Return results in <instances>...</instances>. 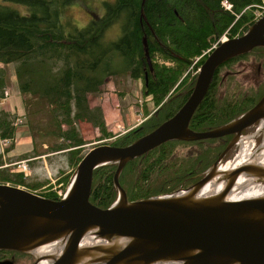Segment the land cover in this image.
Segmentation results:
<instances>
[{
	"label": "trees",
	"instance_id": "obj_1",
	"mask_svg": "<svg viewBox=\"0 0 264 264\" xmlns=\"http://www.w3.org/2000/svg\"><path fill=\"white\" fill-rule=\"evenodd\" d=\"M70 1L1 0L0 63L15 65L20 93L46 100L51 105L49 125L54 129H38L41 140L34 148L42 141L47 151L67 152L73 170L85 154L81 153L86 141L79 122L85 121L97 128L102 138L113 137L107 130L102 108L89 104L88 93H99L104 79L114 76L120 67L121 71L143 81L156 110L152 114L146 110L147 118L140 125L106 142L115 146L131 143L174 115L195 84L196 77L186 72L190 63L196 60L200 66L207 56L202 51L211 47L224 32L229 38L242 35L256 21L255 10L261 0H114L104 3L103 15L80 28L64 15ZM223 2L232 5L231 10ZM10 4L22 5L26 12ZM117 21L123 22L122 34L107 41L105 35ZM143 38H146L152 69L146 61ZM258 49L264 48L255 47L217 68L205 97L190 119L191 129L205 131L218 127L251 107L264 94L262 84L259 95L257 91L248 95L234 93L233 98L228 97L221 104L216 98L220 69ZM257 57V71L252 77L264 72V61ZM114 58H118V63ZM235 78L236 73L224 77L226 82ZM4 86L5 79L0 72V99L4 97ZM163 99L166 100L161 103ZM27 113L32 114L30 110ZM14 117L0 109V140L12 141ZM226 136L167 141L129 161L119 176L127 199L139 200L188 188L216 161L228 143ZM2 164L0 158V183L21 185L37 192L41 185L26 182L22 171H11ZM115 169L114 164L94 169L89 196L92 204L107 208L116 199ZM69 176L63 174L57 184L66 183ZM39 194L59 199L52 190ZM17 254L24 253L2 250L0 261L7 255Z\"/></svg>",
	"mask_w": 264,
	"mask_h": 264
},
{
	"label": "water",
	"instance_id": "obj_2",
	"mask_svg": "<svg viewBox=\"0 0 264 264\" xmlns=\"http://www.w3.org/2000/svg\"><path fill=\"white\" fill-rule=\"evenodd\" d=\"M143 45L152 69L146 38ZM255 47L264 48V13L242 35L220 42L207 55L189 97L174 115L127 145L90 148L74 170L66 197L51 199L22 186L0 183V250L30 254L36 247L57 242L61 250L47 256L48 264H264V195L237 201L224 197L241 174L264 183V167L239 165L223 174L222 193L197 196L217 172L224 154L237 144L241 132L260 119L264 121V94L218 127L206 131L189 127L217 68ZM227 134L234 137L225 150L188 188L127 199L119 175L129 161L167 141ZM109 164L116 165L113 182L117 197L109 207L100 208L89 201L93 171ZM86 235L96 242L82 244Z\"/></svg>",
	"mask_w": 264,
	"mask_h": 264
},
{
	"label": "rangeland",
	"instance_id": "obj_3",
	"mask_svg": "<svg viewBox=\"0 0 264 264\" xmlns=\"http://www.w3.org/2000/svg\"><path fill=\"white\" fill-rule=\"evenodd\" d=\"M112 1L114 0H71L69 2L70 4L67 5L64 11V15L71 20L76 28H80L86 25L89 20L103 15L104 3ZM223 3L226 5L225 8L230 5L227 2ZM10 5L19 9L21 12H26V8L22 5ZM231 8L232 5H230L227 9L231 10ZM122 25L123 22L120 21L114 22L112 24L105 35L107 41L115 40L121 36L123 31ZM220 38L221 41L229 39L228 33L224 32ZM219 39L216 40V42H218ZM214 42L215 41H213L211 44ZM218 45L219 42L214 48H216ZM114 59L118 63V58ZM258 61L259 59L255 54H250L249 56L245 55L237 59L229 66H225L220 69L219 76L221 77V80H219L216 84V98L219 99L220 104L228 97L233 98L234 93H241L243 95L256 93V91L258 92L256 93L257 95L262 93L261 91L263 89L262 84H264V72L260 75H255L252 77L253 73L257 71ZM113 64L115 65L114 61ZM198 71V64L195 63L193 65L190 63L186 72L191 77H197ZM0 72H2V75L5 79L4 93L6 94L4 101L2 103L0 102V109H5L15 116L13 119L15 132L12 141L8 139L0 140V158L2 159L3 163L1 166L8 167L11 169V171H23V177L26 182L30 184L36 183L41 185L37 188V193L47 192L50 190L56 192L60 189V187L65 189L72 176V172L74 171V169L72 170V166L69 161V154L63 151H47L45 148L46 145H44L42 141L39 147L34 148L35 143H38L41 140L37 134L38 129H54L49 125V122L52 120V117H50L51 105L46 100H37L32 97L29 98L28 95H23L19 92L14 64L10 63L3 65L0 63ZM229 73H236V78L232 82H226L224 79V77L227 78V74ZM117 95H119V98ZM102 97L115 98L114 111L115 115L120 118L123 116L126 117L127 113L130 115V117L135 114L139 115L140 118L142 117V114L145 115V112L150 111L152 114L153 110L155 111L157 108V106L155 107L153 104L151 95L146 93V88H144L143 81L141 79H135L131 77L129 72L121 71V67L114 76H107L104 79L99 93H88L89 104L100 106L97 103L101 101ZM165 100L166 99H163L161 103H163ZM130 105V110H127V107ZM131 108L133 111L132 114ZM27 110H30L32 114H28ZM34 110L36 111L35 113ZM110 117L113 119L109 121L108 118L107 123L110 124V122H113V129L115 131L114 136L122 135L143 122H138L135 124V126L126 129V127L121 125V123L119 124L120 127L116 125L118 122H115L114 114H111ZM260 122H256L250 127L244 129L241 132V135H245L249 138V136L255 132L259 134L261 127L258 129V126L261 124ZM78 126L81 130L84 140L86 141V143L81 148V153H86L93 146L109 142L114 138V136L111 138H102L98 129L93 127L88 122H79ZM263 136L264 134L262 133V139ZM247 139L242 141L243 144H245ZM260 139L261 136H259V139L257 138L255 140V146L251 149V152H254L256 148L260 146ZM242 145L241 142L238 143L232 148L230 153H227L225 158L232 160L235 154L239 152ZM25 159H30L27 161L28 166L26 171L19 167L21 165L20 161ZM61 172H63L64 175L70 174V176L67 182L59 187L57 184V179L63 176ZM5 260H10L11 264L35 263L33 257H30L27 254L7 255Z\"/></svg>",
	"mask_w": 264,
	"mask_h": 264
},
{
	"label": "bare ground",
	"instance_id": "obj_4",
	"mask_svg": "<svg viewBox=\"0 0 264 264\" xmlns=\"http://www.w3.org/2000/svg\"><path fill=\"white\" fill-rule=\"evenodd\" d=\"M256 16H257L256 20H258L260 17L258 15H256ZM142 116H143V119H141V117H140L139 120L137 121V123L138 122L140 123L141 121H144L147 118V115L142 114ZM260 133L264 134V122L261 125V129L259 131V134ZM259 134L257 132H255L254 134L249 136V139H251L255 142V140L260 136ZM227 135H230V134H227ZM224 136H226V135H224ZM247 138L248 137L245 135L239 136L237 144L241 142V145H242L243 144L242 141H244V139H247ZM204 139H210V138L193 139L192 141L204 140ZM173 141H175V140H173ZM179 141H181V140H179ZM237 144H235V145H237ZM254 144L252 142H248V143L243 144L240 147L239 152L235 154L237 156L232 161H228V160L223 161L222 160V163H225V164H220L218 166V168L216 170L217 172L213 175V177L205 185H203L199 189L197 196L205 197V196H210V195H218L219 193H222L223 186H224V181H222L223 174L227 171H230V170L238 167L239 165L251 163L254 165L264 167V136H263V139L261 141L260 146H258L254 152H251V149L255 146ZM234 146H232L224 154V156L230 150H232V148ZM224 150H225V148L223 149V151ZM222 158L224 159V157H222ZM247 178H248V176L245 174H241L239 177H237V180L233 184L232 188L228 189L225 192V194H224L225 199L229 200V201H237V200H242V199H247V198L263 196L264 195V183H256V182H254V180H251L249 178L247 179ZM164 195H166V194H164ZM91 242L92 243L96 242V240H94L90 235H86L81 243L87 245V244H90ZM60 250H61V245L57 242H53V243L45 244L41 247L34 248L32 253H30V254H28V253H24V254L31 255L34 258L36 264H48L50 262V259L47 258V256L52 255L54 253H59ZM0 251H2V250H0ZM11 251H13V250H11ZM156 264H166V263H156Z\"/></svg>",
	"mask_w": 264,
	"mask_h": 264
},
{
	"label": "crops",
	"instance_id": "obj_5",
	"mask_svg": "<svg viewBox=\"0 0 264 264\" xmlns=\"http://www.w3.org/2000/svg\"><path fill=\"white\" fill-rule=\"evenodd\" d=\"M120 91V90H119ZM119 98V95H117ZM121 97V95H120ZM120 100V99H118ZM114 102H115V98L114 97H102L101 101H99L97 104L100 105V107L102 108L103 111V115H104V119H105V123L107 126V130L113 134V136L115 135V131L113 129V122H110V124L107 123V120L109 118V121L113 118L110 117L111 114H114V119L115 122H118L117 124L123 125L124 127H126V129L135 126V124L137 123V121L139 120V115H133L130 117V115L127 113L126 117H118L115 115V111H114ZM91 106H94V104H91ZM130 106L127 107V110H130ZM132 108H131V114H132ZM128 115H129V119H128ZM141 116V115H140ZM141 119H143V116L141 117ZM116 124V125H117Z\"/></svg>",
	"mask_w": 264,
	"mask_h": 264
},
{
	"label": "built area",
	"instance_id": "obj_6",
	"mask_svg": "<svg viewBox=\"0 0 264 264\" xmlns=\"http://www.w3.org/2000/svg\"><path fill=\"white\" fill-rule=\"evenodd\" d=\"M223 4H224V6H226L225 3H223ZM229 6L230 5H228L227 8H229ZM263 11H264V0H261L260 3L257 5L256 14L257 15L261 14ZM219 40L221 41V38ZM217 43L218 42H214L211 47H209V48L205 49L204 51H202V55L203 54H208L217 45ZM195 63H196V60H194L192 64L194 65ZM3 101H4V99H2L0 102L2 103ZM244 140H246V139H244ZM247 141H250V139L248 138ZM20 163H21V165L19 167L22 170L26 171L27 166H28L27 165V160H22V161H20ZM71 182H72V179L70 180V182L68 183V185H67V187L65 189H62L59 186L60 189L56 191L59 197H64L67 194Z\"/></svg>",
	"mask_w": 264,
	"mask_h": 264
},
{
	"label": "flooded vegetation",
	"instance_id": "obj_7",
	"mask_svg": "<svg viewBox=\"0 0 264 264\" xmlns=\"http://www.w3.org/2000/svg\"><path fill=\"white\" fill-rule=\"evenodd\" d=\"M254 54L257 55V56H259L260 60H263L264 61V49H262V50H259V49L258 50H255L254 51ZM259 68H260V66H259ZM257 122H259V121H257ZM261 125L262 124H260L259 127H261ZM260 136H261V139H260V142H261L262 141V133H260ZM233 137H234V134H230V135H227L225 137V139L229 142ZM258 139H259V137H258Z\"/></svg>",
	"mask_w": 264,
	"mask_h": 264
}]
</instances>
